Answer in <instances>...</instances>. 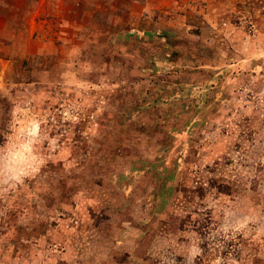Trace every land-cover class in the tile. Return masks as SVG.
<instances>
[{
  "label": "rangeland",
  "instance_id": "374dc122",
  "mask_svg": "<svg viewBox=\"0 0 264 264\" xmlns=\"http://www.w3.org/2000/svg\"><path fill=\"white\" fill-rule=\"evenodd\" d=\"M36 1L0 0V264H264V0Z\"/></svg>",
  "mask_w": 264,
  "mask_h": 264
},
{
  "label": "crops",
  "instance_id": "0c3cea01",
  "mask_svg": "<svg viewBox=\"0 0 264 264\" xmlns=\"http://www.w3.org/2000/svg\"><path fill=\"white\" fill-rule=\"evenodd\" d=\"M44 1L45 0H40V2L36 1V3L39 2L37 5V6H39L38 9L40 10L39 15H41L42 12H44V13L46 12V7H43ZM28 2H29V0H20L21 4L19 5L17 0H8V26L9 27L12 25V23L14 21V18L12 17L11 11L16 10V13H17V12H20L21 10H24L25 6L28 5ZM38 9H37V11H38ZM32 14L36 15L35 13H32ZM33 19H34V16H33ZM40 21H41V19H40Z\"/></svg>",
  "mask_w": 264,
  "mask_h": 264
},
{
  "label": "clouds",
  "instance_id": "9594fccd",
  "mask_svg": "<svg viewBox=\"0 0 264 264\" xmlns=\"http://www.w3.org/2000/svg\"><path fill=\"white\" fill-rule=\"evenodd\" d=\"M16 165H17L16 158L14 156L10 157L6 162H3V164L0 165V174L6 173L8 179L19 180L20 176L23 173L19 172Z\"/></svg>",
  "mask_w": 264,
  "mask_h": 264
}]
</instances>
